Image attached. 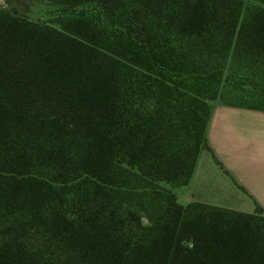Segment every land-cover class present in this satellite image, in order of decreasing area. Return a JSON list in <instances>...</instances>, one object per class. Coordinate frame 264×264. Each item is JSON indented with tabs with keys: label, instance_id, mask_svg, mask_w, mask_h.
<instances>
[{
	"label": "trees",
	"instance_id": "16d2710c",
	"mask_svg": "<svg viewBox=\"0 0 264 264\" xmlns=\"http://www.w3.org/2000/svg\"><path fill=\"white\" fill-rule=\"evenodd\" d=\"M0 7V264H264V210L197 200L215 103L264 111V0Z\"/></svg>",
	"mask_w": 264,
	"mask_h": 264
},
{
	"label": "crops",
	"instance_id": "0c3cea01",
	"mask_svg": "<svg viewBox=\"0 0 264 264\" xmlns=\"http://www.w3.org/2000/svg\"><path fill=\"white\" fill-rule=\"evenodd\" d=\"M207 140L211 151H206L224 172V176L220 175L224 184L214 180L208 172L204 173V190L198 196L194 193L188 201L197 200L243 212H253L256 205L264 210V111L215 103L207 127ZM203 156L201 151L192 183L200 171H205ZM210 162H207L206 171L212 166Z\"/></svg>",
	"mask_w": 264,
	"mask_h": 264
},
{
	"label": "rangeland",
	"instance_id": "374dc122",
	"mask_svg": "<svg viewBox=\"0 0 264 264\" xmlns=\"http://www.w3.org/2000/svg\"><path fill=\"white\" fill-rule=\"evenodd\" d=\"M247 4L255 3V0H244ZM10 2L16 4L20 7L21 12L26 14L27 16L34 18V19H41L42 21L50 22L51 19L56 15V9L53 5H51L47 0H10ZM9 3L6 0H0V7H7ZM203 156V170L200 171V174L198 175L197 179L192 181L190 180L188 184L181 185V186H174L170 182L167 181H160L159 184L167 189L172 190L176 196L179 202L182 204H185L188 202V198L192 197L194 193L198 196L199 193L204 190L205 185L203 183V177L202 175L204 173L211 174L212 178L216 180L217 182H220L221 184H224L221 180L222 177L220 175H225L224 172L217 166V164H214V160L210 154L209 151L203 150L202 151ZM208 157V160L205 158ZM211 159V160H209ZM210 162V170L206 171L208 166L207 162ZM212 163V164H211ZM214 165V166H213Z\"/></svg>",
	"mask_w": 264,
	"mask_h": 264
}]
</instances>
